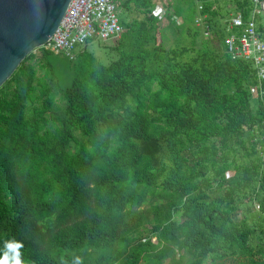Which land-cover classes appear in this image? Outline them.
Wrapping results in <instances>:
<instances>
[{
  "label": "trees",
  "instance_id": "obj_1",
  "mask_svg": "<svg viewBox=\"0 0 264 264\" xmlns=\"http://www.w3.org/2000/svg\"><path fill=\"white\" fill-rule=\"evenodd\" d=\"M198 1L211 25L257 21L255 0ZM123 6L143 17L120 18L108 65L42 47L0 88V254L15 239L25 264H264V80L162 27L151 0Z\"/></svg>",
  "mask_w": 264,
  "mask_h": 264
},
{
  "label": "built area",
  "instance_id": "obj_2",
  "mask_svg": "<svg viewBox=\"0 0 264 264\" xmlns=\"http://www.w3.org/2000/svg\"><path fill=\"white\" fill-rule=\"evenodd\" d=\"M121 1L123 0H72L60 27L45 48L55 55L73 60L83 45L98 40H118L124 32L119 18ZM152 1L153 16L166 20L171 0ZM255 4L264 10V0H255ZM199 10H202V6ZM229 27L239 30V35L228 37L225 41L226 48L233 58L252 60L257 69L258 80L263 81L264 41L259 36L254 17L245 21L241 13L235 14L229 20Z\"/></svg>",
  "mask_w": 264,
  "mask_h": 264
},
{
  "label": "water",
  "instance_id": "obj_3",
  "mask_svg": "<svg viewBox=\"0 0 264 264\" xmlns=\"http://www.w3.org/2000/svg\"><path fill=\"white\" fill-rule=\"evenodd\" d=\"M72 0H0V88L25 58L45 47Z\"/></svg>",
  "mask_w": 264,
  "mask_h": 264
},
{
  "label": "rangeland",
  "instance_id": "obj_4",
  "mask_svg": "<svg viewBox=\"0 0 264 264\" xmlns=\"http://www.w3.org/2000/svg\"><path fill=\"white\" fill-rule=\"evenodd\" d=\"M124 1V0H123ZM123 1H121L122 5L119 9V18H125L127 17V20H130V19H133V18H142L143 16L142 15H139L138 13H135V12H130V13H127L123 6ZM213 2H218L216 4V7H220L222 6V4H224V1H215V0H211ZM180 1H177L175 6H177L179 4ZM196 4H197V8H198V12L200 11L199 10V7L202 6V3L198 0H195ZM173 5V4H171ZM170 5V8L169 9V12H168V17L166 18V20H163L164 23L161 24L162 27L164 26H167L169 21H172L173 19L177 22V24L182 27V30L185 31V32H188L189 30H192L193 28L195 29H198L200 30V34L198 36V39L197 41L200 43V42H206V43H209V44H214L215 46H217L218 48H225V45L226 43L224 44L221 43L220 44V41L216 38V28L219 27L221 30H223L224 32H226L227 37H230L232 35H237L233 32V30L229 27V20L231 18L226 19L224 17H218V18H215L212 20V25L207 22L206 20V17H202L200 15V13L197 12L196 16H195V21H193V19H188V20H183L182 18H177L175 16V13H174V8H172ZM257 15H256V24H264V10H262L261 7H258L257 10ZM233 11H230V17H232L233 15ZM123 17H122V16ZM174 16V17H173ZM196 20L198 21L196 23ZM257 24V26H258ZM211 25V27H210ZM167 34L168 36L174 40L176 37V34L175 32H173V30H169L167 31ZM116 44V41L115 40H111L109 42H104V41H94V42H91V43H88L87 45H83L81 46L78 50L79 51H82L84 49H86L88 52L90 53H93L97 58H99L101 61H103L106 65H108L111 61L115 60L116 58V55L114 53H112L110 51V47L111 46H114ZM36 54H39L38 52H36ZM255 105H256V101H255ZM229 175H232V173H229ZM254 206L257 208V203L254 202ZM187 260H188V257H185L183 259V264H186L187 263ZM189 263V262H188ZM206 264H210V262H206Z\"/></svg>",
  "mask_w": 264,
  "mask_h": 264
},
{
  "label": "clouds",
  "instance_id": "obj_5",
  "mask_svg": "<svg viewBox=\"0 0 264 264\" xmlns=\"http://www.w3.org/2000/svg\"><path fill=\"white\" fill-rule=\"evenodd\" d=\"M24 247L23 243L10 239L4 243V249L0 254V264H25L21 249Z\"/></svg>",
  "mask_w": 264,
  "mask_h": 264
},
{
  "label": "crops",
  "instance_id": "obj_6",
  "mask_svg": "<svg viewBox=\"0 0 264 264\" xmlns=\"http://www.w3.org/2000/svg\"><path fill=\"white\" fill-rule=\"evenodd\" d=\"M177 1H179V0H171V1H170V5L173 4V5H171L172 8H174V7H179V6H180V2H179V4H178L179 6H175V4H176ZM124 2H125V0L123 1V4H124ZM151 2H152V4H153V1H152V0H151ZM153 5H154V4H153ZM183 5H184V4L182 3V4H181V7H182ZM169 9H171L170 6H169ZM237 14H238V13H237ZM152 15H153V12H152ZM154 17H155V16H154ZM158 20H159V19H158ZM160 21H162V20H160ZM162 22H164V21H162Z\"/></svg>",
  "mask_w": 264,
  "mask_h": 264
}]
</instances>
